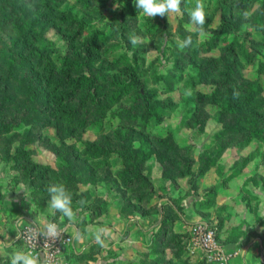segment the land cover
Masks as SVG:
<instances>
[{
    "label": "rangeland",
    "instance_id": "obj_1",
    "mask_svg": "<svg viewBox=\"0 0 264 264\" xmlns=\"http://www.w3.org/2000/svg\"><path fill=\"white\" fill-rule=\"evenodd\" d=\"M195 2L151 19L133 0H0V37L18 38L0 58V235L16 206L70 223L48 207L58 183L82 240L68 264H215L191 247L199 221L225 248L264 238V0H203V27ZM86 25L110 38L87 52ZM17 249L19 235L0 264Z\"/></svg>",
    "mask_w": 264,
    "mask_h": 264
},
{
    "label": "clouds",
    "instance_id": "obj_2",
    "mask_svg": "<svg viewBox=\"0 0 264 264\" xmlns=\"http://www.w3.org/2000/svg\"><path fill=\"white\" fill-rule=\"evenodd\" d=\"M134 6L141 11L143 15L149 18L156 16L164 17L169 13H179L181 0H133ZM245 20L249 19L250 13L244 11L241 14ZM190 20L195 25L203 27L206 19L205 3L203 0H196L194 8L189 12ZM132 45L138 44L139 38L135 35L129 37ZM193 43L192 37H187L179 44L181 49L191 46ZM190 95V93H188ZM46 191L49 194L50 200L48 207L54 215L56 212L61 213L70 223H75L76 212L73 208V198L71 193L63 184H50ZM22 225H17V231H21ZM47 235L49 238L58 237L59 231L55 223H45L44 232L37 233V235ZM108 235V229L105 227H98L92 233L95 242L103 245V237ZM76 240L81 239V235L77 232L74 237ZM10 264H40V258L31 250L17 249L14 250L10 257Z\"/></svg>",
    "mask_w": 264,
    "mask_h": 264
},
{
    "label": "built area",
    "instance_id": "obj_3",
    "mask_svg": "<svg viewBox=\"0 0 264 264\" xmlns=\"http://www.w3.org/2000/svg\"><path fill=\"white\" fill-rule=\"evenodd\" d=\"M46 223H55L59 236L49 238L47 235H37L44 232L45 223L42 225L30 223L19 232L24 249L38 255L43 264H68V261L62 258V253L64 245L71 242V236L66 232L64 225H60L55 220ZM190 234L191 247L198 249L206 260L215 264H225L227 259L237 252V249L227 251L218 241L214 229L205 222L199 221L192 225Z\"/></svg>",
    "mask_w": 264,
    "mask_h": 264
},
{
    "label": "crops",
    "instance_id": "obj_4",
    "mask_svg": "<svg viewBox=\"0 0 264 264\" xmlns=\"http://www.w3.org/2000/svg\"><path fill=\"white\" fill-rule=\"evenodd\" d=\"M12 212L13 215L11 216V221H9L3 227V233L1 232L2 234L0 235V249L3 247V245L7 246L18 238L20 231H17V225H22L24 227L25 225L36 222L33 216L21 206L14 207ZM64 227L66 232L72 236V241L69 243L68 247L77 252L82 247V244H80L82 240H76L73 238L77 233V228H75L73 223H65ZM226 250L231 251L233 250V247H226ZM67 254V250H64L62 253V258H67ZM258 261L264 262L263 237L252 238L246 244L237 248V252L233 254L232 257H229L225 264H254Z\"/></svg>",
    "mask_w": 264,
    "mask_h": 264
},
{
    "label": "trees",
    "instance_id": "obj_5",
    "mask_svg": "<svg viewBox=\"0 0 264 264\" xmlns=\"http://www.w3.org/2000/svg\"><path fill=\"white\" fill-rule=\"evenodd\" d=\"M48 1L49 0H46L47 5L49 4ZM84 4L89 5V1H85ZM222 8H223V10H222L223 13H222V16H221V19H222L221 22L223 23V22L226 21V14H225V10L226 9H225V6L224 5H222ZM221 27H223V26L221 25ZM86 28L88 30H90L89 31V37L86 40L85 45H84L85 46L84 49L85 50L87 49V52H88V48H89V45L90 44H95V46L98 45V43H99L98 39H100V42H105L106 40H108L110 38V33H106L105 34V33L101 32V31H99L97 29H90V27L88 25H86ZM219 32L220 31L214 32L212 34L211 38H209L205 42V44H208L210 46H211V44H213V45L216 44L215 43V38H218L220 36V33ZM2 34H5L6 35V32L3 29L0 30V36ZM111 35H112V33H111ZM0 38H2V40H4V46H3V48H0V58L4 59L5 60V63H7L8 66H10V63L9 62L11 60L10 58L12 57V53H11V51H12V44L13 43H16V41L18 40V38L17 37H14V36H9V35H7V37H0ZM62 62H64V63H62L63 68L64 69L66 68L65 72H64V70H62V71L65 74L71 73V71L73 70L72 63L70 61H66L65 59H63ZM76 68L77 67H75V69ZM163 79H164V82H166L168 84L166 86H168V88H170L173 83L177 82L178 77L177 76L176 77H172V75H170L169 77L163 76ZM62 84H63V81H62ZM138 85H140V84H138ZM78 88L79 87H78V85L76 83V90ZM154 90L155 89H152V92ZM168 90H170V89H168ZM73 92H74L73 89L72 90L70 89V90H68L66 92H63L62 91V92H60V95H56V97H54V98L56 100H58V101H63L65 103H67V100H70V104H71V103H73V100L75 99L74 94H72ZM64 97H65V99L63 100ZM156 106L157 107H154L152 109V108L149 107V105H147V108L149 110V113H150V115L153 118H156L157 116H159V112H161L160 109L162 110L161 105H156ZM75 107L77 108V106H75ZM72 109L74 111L76 110L75 108H72Z\"/></svg>",
    "mask_w": 264,
    "mask_h": 264
}]
</instances>
